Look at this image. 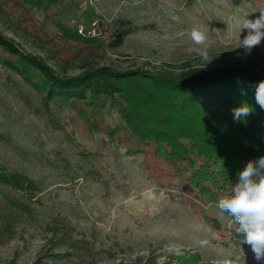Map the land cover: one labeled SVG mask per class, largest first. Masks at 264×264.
Masks as SVG:
<instances>
[{
	"label": "rangeland",
	"instance_id": "374dc122",
	"mask_svg": "<svg viewBox=\"0 0 264 264\" xmlns=\"http://www.w3.org/2000/svg\"><path fill=\"white\" fill-rule=\"evenodd\" d=\"M259 9L264 0H0V32L60 78L98 67L241 68L251 58L237 48L234 20ZM118 20L137 31L112 47ZM193 26L209 36L208 60L190 51ZM2 55L0 162L37 191L0 185V264H264L189 184V164L137 141L114 103L48 100Z\"/></svg>",
	"mask_w": 264,
	"mask_h": 264
},
{
	"label": "trees",
	"instance_id": "16d2710c",
	"mask_svg": "<svg viewBox=\"0 0 264 264\" xmlns=\"http://www.w3.org/2000/svg\"><path fill=\"white\" fill-rule=\"evenodd\" d=\"M20 1L34 8H49L59 0ZM55 25L63 33L70 32L62 22ZM136 31L129 20L116 21L109 35L110 45H123ZM0 52L15 70L44 91L48 100L97 105L106 99L114 103L127 131L137 141L155 143L168 159L189 164V184L209 202L218 203L231 194L247 162L264 156V110L255 101V84L264 80L262 43L246 54L251 63L241 68L189 71L185 64L178 72H151L98 67L73 78H60L39 58L23 54L1 32ZM242 103L250 105L252 113L238 122L232 110ZM0 185L26 194L37 191L33 180L1 162ZM215 221L209 219L214 226ZM236 227L235 238L242 239Z\"/></svg>",
	"mask_w": 264,
	"mask_h": 264
},
{
	"label": "clouds",
	"instance_id": "9594fccd",
	"mask_svg": "<svg viewBox=\"0 0 264 264\" xmlns=\"http://www.w3.org/2000/svg\"><path fill=\"white\" fill-rule=\"evenodd\" d=\"M258 11L260 15L255 19L246 16L234 20V26L239 30L237 48H242L249 54L264 41V9ZM245 30L247 34L241 39V33ZM190 38L194 45L190 51L208 60V34L198 26H193ZM243 94L245 93L242 92ZM255 101L264 110V80L255 84ZM232 111L234 120L243 122L251 115L252 108L247 103H242ZM217 206L238 226L236 233L242 237V243L250 245L255 259L264 260V156L247 162L238 173V182L233 185L231 194L221 198Z\"/></svg>",
	"mask_w": 264,
	"mask_h": 264
},
{
	"label": "built area",
	"instance_id": "2783aa9c",
	"mask_svg": "<svg viewBox=\"0 0 264 264\" xmlns=\"http://www.w3.org/2000/svg\"><path fill=\"white\" fill-rule=\"evenodd\" d=\"M81 30H82V28H81ZM81 30H80V31H81Z\"/></svg>",
	"mask_w": 264,
	"mask_h": 264
}]
</instances>
